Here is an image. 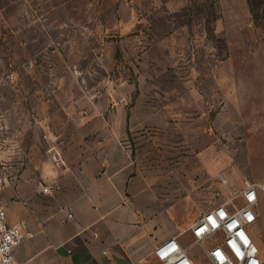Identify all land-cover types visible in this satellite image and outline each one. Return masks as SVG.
<instances>
[{
  "label": "rangeland",
  "instance_id": "1",
  "mask_svg": "<svg viewBox=\"0 0 264 264\" xmlns=\"http://www.w3.org/2000/svg\"><path fill=\"white\" fill-rule=\"evenodd\" d=\"M132 12L147 26L120 33ZM0 52V74L19 73L14 93L0 87L11 124L37 116L62 77L70 100H103L113 85L135 163L181 215L264 184V0H0Z\"/></svg>",
  "mask_w": 264,
  "mask_h": 264
},
{
  "label": "crops",
  "instance_id": "2",
  "mask_svg": "<svg viewBox=\"0 0 264 264\" xmlns=\"http://www.w3.org/2000/svg\"><path fill=\"white\" fill-rule=\"evenodd\" d=\"M129 14L119 23L120 33L147 26L137 13ZM111 69L108 64L106 70ZM61 79L44 90L43 103L33 107L37 116L12 122L23 139L28 164L12 170L15 178L1 198L9 220L26 222L35 233L14 248V260L160 264L155 246L173 236L188 246L195 217L168 206L170 200L135 163L127 144V105L116 101L114 86L103 100H70L66 93L72 88ZM42 141L46 150L56 145L62 162L39 154ZM46 186L49 192H44Z\"/></svg>",
  "mask_w": 264,
  "mask_h": 264
},
{
  "label": "built area",
  "instance_id": "3",
  "mask_svg": "<svg viewBox=\"0 0 264 264\" xmlns=\"http://www.w3.org/2000/svg\"><path fill=\"white\" fill-rule=\"evenodd\" d=\"M56 45L61 46L59 41ZM57 47V46H56ZM47 53L45 56L48 61ZM3 54L0 52V65ZM53 70V67L51 68ZM18 70L7 69L0 74V87L7 84L11 92L18 89ZM7 104L0 98V264H28L16 262L13 250L34 231L26 222H11L1 194L15 176L12 170H21L28 164V154L19 136L7 118ZM49 157L56 163L62 162L61 151L55 144L47 148ZM264 184L249 182L235 187L230 198L207 208L191 226L192 242L185 246L177 236L159 242L154 255L161 264H198L191 247L198 245L208 264H264V251L259 244L257 222L263 202ZM44 192H49L48 186ZM72 217V214H68Z\"/></svg>",
  "mask_w": 264,
  "mask_h": 264
}]
</instances>
